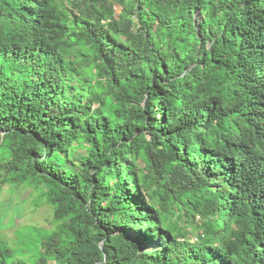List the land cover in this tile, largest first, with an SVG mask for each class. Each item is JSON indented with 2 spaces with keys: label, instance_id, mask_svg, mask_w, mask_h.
<instances>
[{
  "label": "trees",
  "instance_id": "1",
  "mask_svg": "<svg viewBox=\"0 0 264 264\" xmlns=\"http://www.w3.org/2000/svg\"><path fill=\"white\" fill-rule=\"evenodd\" d=\"M22 184L53 226L0 264H264V0H0Z\"/></svg>",
  "mask_w": 264,
  "mask_h": 264
},
{
  "label": "rangeland",
  "instance_id": "2",
  "mask_svg": "<svg viewBox=\"0 0 264 264\" xmlns=\"http://www.w3.org/2000/svg\"><path fill=\"white\" fill-rule=\"evenodd\" d=\"M119 11L120 7L116 6V13L118 14ZM197 18H199V14H197ZM36 194H38V191L27 184L5 185L2 188L0 198V231L11 243L14 242L12 240L16 239V234L24 238L22 243L15 240L13 244L16 245V250H21L22 247H26L25 249L30 247V234L32 231H41L42 226L48 228H52L53 226L52 207L44 202V198ZM37 202H39V205L35 206ZM25 224L28 226H24ZM18 226H21V228L15 234V229L19 228ZM31 226L37 228L32 230ZM157 241V239L147 240L145 243L147 247H153Z\"/></svg>",
  "mask_w": 264,
  "mask_h": 264
}]
</instances>
